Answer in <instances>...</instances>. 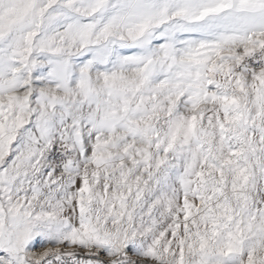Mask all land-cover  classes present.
<instances>
[{"label": "rangeland", "instance_id": "1", "mask_svg": "<svg viewBox=\"0 0 264 264\" xmlns=\"http://www.w3.org/2000/svg\"><path fill=\"white\" fill-rule=\"evenodd\" d=\"M215 1L153 25L152 0H0L1 89L17 92L0 164L26 177L32 110L58 107L97 169L95 197L0 183V264H264V97Z\"/></svg>", "mask_w": 264, "mask_h": 264}, {"label": "crops", "instance_id": "2", "mask_svg": "<svg viewBox=\"0 0 264 264\" xmlns=\"http://www.w3.org/2000/svg\"><path fill=\"white\" fill-rule=\"evenodd\" d=\"M136 1L140 7L144 0ZM202 1L204 0H152L153 25L176 24L177 15L174 14L172 17L171 11L168 12L171 13L169 15L165 12L176 11L177 2H183V9L190 12L194 8V3H203ZM215 2H217L215 7L218 11L217 15L222 14L225 20L231 18L232 28L222 30L223 33L232 35L233 40L227 49L233 50L234 71L249 78L250 90L259 92V95L264 97V67L258 71L242 73L236 71V65L244 55L252 54L264 47V0H216ZM196 8L201 9L199 6ZM163 15L168 17L164 18ZM191 18L190 16L188 22L185 18L184 24H190ZM181 19L183 20L182 17ZM224 24L226 26V23ZM225 46L224 44L223 47ZM11 96L16 98V88L10 90L8 95L2 94L0 78V119L2 99ZM27 126L23 137L32 155V161L29 162L28 167H25L26 177H20L21 173L18 174L13 163L0 164V171H8V175L0 182H4V185L9 187L7 197H95L93 191L96 189V165L84 162L83 154L87 152L80 148L73 131L65 130L64 115L59 114L58 107H54L48 113H44L39 107L33 109ZM55 142L65 144L73 152V158L68 160L67 168L63 172L56 171L52 163L49 148ZM36 145L39 147L37 148Z\"/></svg>", "mask_w": 264, "mask_h": 264}, {"label": "built area", "instance_id": "3", "mask_svg": "<svg viewBox=\"0 0 264 264\" xmlns=\"http://www.w3.org/2000/svg\"><path fill=\"white\" fill-rule=\"evenodd\" d=\"M243 49L241 48L240 51ZM264 67V47L252 54L244 55L236 65L239 73L246 71H258ZM53 166L56 171L63 172L67 168V162L73 158V152L63 143L55 142L49 148Z\"/></svg>", "mask_w": 264, "mask_h": 264}]
</instances>
